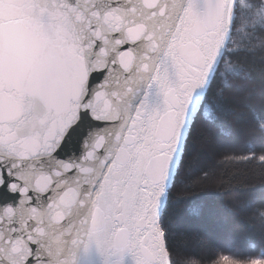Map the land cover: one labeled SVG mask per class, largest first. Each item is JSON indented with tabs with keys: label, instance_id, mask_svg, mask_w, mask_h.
Listing matches in <instances>:
<instances>
[{
	"label": "snow or ice",
	"instance_id": "1",
	"mask_svg": "<svg viewBox=\"0 0 264 264\" xmlns=\"http://www.w3.org/2000/svg\"><path fill=\"white\" fill-rule=\"evenodd\" d=\"M13 3L21 6L25 26L48 44L59 43L64 55L46 62L45 49L22 57L7 34V15L0 20L6 28L0 48V207L16 206L25 194L29 203L35 201L22 182L27 169L39 171L36 190L47 207L55 198L57 209H70L77 193H96L97 202L112 210L116 202L109 174H121L129 145L146 139L149 130L159 133L165 116L161 107L168 104L177 75L184 74L179 61L170 64L169 54L190 32L218 20L223 5L219 0ZM228 18L230 34L239 27L238 34L249 41L264 39V0H231ZM203 103L194 92L189 102L193 122ZM210 114L211 107L206 108L204 116ZM97 161L94 178L83 184L78 167ZM45 168L60 178L59 184ZM65 185L56 196L53 190ZM16 239L15 230L0 238V264H17L6 255ZM27 239L26 250H14L26 251L22 264H50L42 243ZM151 247L155 260L158 252ZM120 248L132 254L130 264H148L139 255L147 248L138 251L126 238Z\"/></svg>",
	"mask_w": 264,
	"mask_h": 264
},
{
	"label": "water",
	"instance_id": "2",
	"mask_svg": "<svg viewBox=\"0 0 264 264\" xmlns=\"http://www.w3.org/2000/svg\"><path fill=\"white\" fill-rule=\"evenodd\" d=\"M219 2L223 7L218 20L190 32L182 43L177 42L169 54L170 64L179 61L184 74L177 75L168 104L161 107L165 116L159 133L153 134L149 130L145 134L146 139L129 145L121 174H109L116 202L112 210L97 202L96 193H91V197L77 193L79 199L70 209L62 206L57 209L55 198L53 206L47 207V201L36 190L39 171L25 169L22 182L31 189L35 201L29 203L30 197L25 194L16 206L10 202L0 207V222H3L0 238L11 236L13 230L17 233V239L7 246L6 255L9 258L22 264L26 251L17 254L14 250H26L27 237L30 236L42 243V254L50 256V264H130L132 254L120 248L121 240L126 238L135 243L138 251L148 249L139 253L148 264H167L160 217L193 121L190 98L194 92L203 97L230 35L228 13L231 0ZM20 12L21 6L14 4L13 0H0V20L7 15V34L20 55L25 57L46 49L43 59L58 62L64 55L61 45L48 44L37 38L25 26ZM5 34V25L0 23V48L3 47ZM72 147L75 145L68 146L65 152ZM98 164L99 161L83 163L78 167L83 184L94 178ZM44 172L59 184L60 178L51 175L49 169L45 168ZM66 187L53 191L58 196ZM11 188L10 185L9 190ZM152 245L158 252L155 260L151 258Z\"/></svg>",
	"mask_w": 264,
	"mask_h": 264
},
{
	"label": "trees",
	"instance_id": "3",
	"mask_svg": "<svg viewBox=\"0 0 264 264\" xmlns=\"http://www.w3.org/2000/svg\"><path fill=\"white\" fill-rule=\"evenodd\" d=\"M239 32L229 35L167 190L160 227L170 264L264 258V39Z\"/></svg>",
	"mask_w": 264,
	"mask_h": 264
},
{
	"label": "rangeland",
	"instance_id": "4",
	"mask_svg": "<svg viewBox=\"0 0 264 264\" xmlns=\"http://www.w3.org/2000/svg\"><path fill=\"white\" fill-rule=\"evenodd\" d=\"M252 264H264V258L255 259Z\"/></svg>",
	"mask_w": 264,
	"mask_h": 264
}]
</instances>
